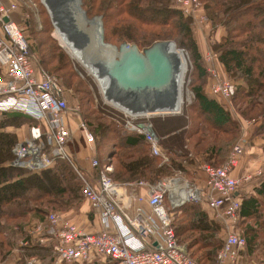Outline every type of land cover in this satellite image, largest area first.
I'll use <instances>...</instances> for the list:
<instances>
[{"label": "trees", "instance_id": "16d2710c", "mask_svg": "<svg viewBox=\"0 0 264 264\" xmlns=\"http://www.w3.org/2000/svg\"><path fill=\"white\" fill-rule=\"evenodd\" d=\"M202 1L205 3V9L212 24L223 26L226 30L220 54L223 66L231 76H236L235 73L239 72L244 79L243 84L234 86L233 99L235 102L245 105L241 109L243 116L257 114L256 119L254 118L256 122L254 134L264 137V27H259L256 24L257 21L264 20V0ZM81 2L90 17L102 16L104 42L117 46L127 42L137 44L141 50H144L142 49L143 43L150 42V46H152L159 41H172L175 45H182L190 50L195 60L194 71L197 70L198 75L206 76L207 71L201 65L202 54L196 37L193 36L191 24L181 10L176 7L175 0H81ZM31 11L26 9L27 18L21 17V23L26 26V30L29 32V36L25 31L24 35L30 44L31 52L36 56L41 67L51 74L54 72L47 69V66L53 61L57 60L60 64L59 69H66L70 64V56L52 35L54 27L49 13L45 10L48 27L43 26L42 30V32L48 33V38L46 41H39L36 37V28H39L40 22L36 21V16L33 10ZM246 12L248 14H245ZM241 14L248 16L246 17L247 21L237 23ZM256 17H260L259 20ZM41 23L43 22L41 21ZM115 38L118 39L119 44L111 41ZM1 74L2 69L0 68ZM193 91L197 101L195 105L202 118L218 130L231 135L237 132L236 121L219 98H210L199 85H195ZM92 100V97L89 96V101L92 102ZM80 111L79 113L83 116L81 118H84L83 120L95 136L94 145L99 143L97 147L99 156L100 142L108 136L115 139L114 147L117 151L110 156L112 162L115 159L119 162L117 173L114 166V171L110 174L115 181L125 183L132 179H146L156 182L162 172L172 170V168H184L182 162L172 159L171 152L174 153L172 147H164L170 156L171 163L162 162L158 166V160H162V158L152 154L149 142L144 135L137 132H124L123 126L119 127L116 122L104 124L98 118H95L94 121L88 120L86 115ZM1 115L5 119L0 120V259L4 261L11 258L15 252V264H29L30 259L37 260L34 264H39L46 260L50 253L53 255V244L51 241L40 244L39 239L28 234V228L33 227L37 222H44L56 203L66 205L82 201L76 209L83 206V202L86 201L81 192L83 182L74 165L61 158L56 159L51 167L29 174L17 171V168L8 165L13 157L14 144L19 140L18 134L9 131L8 126H19L28 119L35 120L21 112H4ZM182 122V118L170 121L167 123V129L178 127ZM153 127L159 136L154 123ZM156 127L159 130L165 129L158 123ZM197 132L193 131V133ZM175 135L170 136L172 137L170 140L182 136ZM193 146L199 148L198 143ZM223 151V146L221 147L218 143L212 144L205 152L206 157L202 158L205 161L203 163H210L214 166L221 165L227 158ZM176 153L182 154V151L176 149ZM76 163L80 168L79 163L77 161ZM109 163H111L110 160L103 163L100 160L101 167ZM203 176L206 180L204 173ZM43 183H47V188L43 186ZM254 191L253 194L244 196L239 192L236 194L241 202L238 224L245 227L241 235L246 238L247 246L252 249L260 245L257 239L264 233V180L255 187ZM203 199L208 205L206 198ZM43 203L48 204L43 205ZM201 203L203 202H188L174 208L173 215L182 216L183 219L176 222L173 216V226L179 241L187 244L192 257L196 258L191 247L197 245L203 250V255L196 259L201 264H204L202 262L204 258L210 260L212 264H216L218 251L224 242L221 237L223 227L210 217ZM82 216L87 217L91 222L94 219H99L101 222L99 213L89 204H85L82 213L72 220L79 223L80 219L78 218ZM99 230L89 229L91 232ZM237 231L239 232L238 229ZM188 233L191 234L188 235ZM185 234L188 236L185 237ZM19 239L22 240L21 243L18 242ZM26 240L29 241L28 244L22 245V242ZM100 258L108 259L113 262L112 264H118L110 257L101 255H94L89 261L78 260L74 264H102L97 262L101 260Z\"/></svg>", "mask_w": 264, "mask_h": 264}, {"label": "built area", "instance_id": "2783aa9c", "mask_svg": "<svg viewBox=\"0 0 264 264\" xmlns=\"http://www.w3.org/2000/svg\"><path fill=\"white\" fill-rule=\"evenodd\" d=\"M181 1L188 10L190 1ZM17 10V3L7 5L0 0V115L4 112L26 114L42 123L43 134L36 139H19L13 147L15 158L8 165L40 172L58 158L69 161L83 182L84 199L99 213L103 225L101 230L91 232L80 223L65 220L62 214L53 212L44 222L28 228V234L39 239L40 244L51 241L56 264L89 261L94 255L110 257L118 264H201L190 255L187 244L179 241L171 209L205 197L227 230L217 264H237L247 240L236 229L241 205L236 194L243 183L251 180V175L236 177L233 172L245 154L248 138L233 146L221 165H201L207 178L204 195L197 187L182 189L175 176L156 182L140 179L119 183L110 175L113 165L101 167L95 156L90 158L92 173H85L78 168L69 147L80 130L90 148L94 146L95 136L83 119L75 123L80 117L79 109L71 108L61 80L38 66L23 27L13 19ZM5 17L9 20L5 21ZM226 80L210 88L211 94L221 100L230 99L234 92V84ZM176 98L179 100L178 95L175 101ZM125 126L129 132L146 137L154 156L164 162L170 159L151 122L129 120ZM28 242L23 241L22 245ZM36 261L30 259L29 264Z\"/></svg>", "mask_w": 264, "mask_h": 264}, {"label": "rangeland", "instance_id": "374dc122", "mask_svg": "<svg viewBox=\"0 0 264 264\" xmlns=\"http://www.w3.org/2000/svg\"><path fill=\"white\" fill-rule=\"evenodd\" d=\"M2 1L7 5H10L13 2L17 3L18 10L14 14V18L17 21V23L24 28V31L27 36H29V32L26 30V26L23 23H21V19H22L21 17L27 18L26 9L28 11L33 10L34 15L36 16L35 17L36 21L40 22L39 28H36L37 39L39 41L47 40L48 33L42 32V30L44 29L43 26L48 27L47 15L45 13V10H47V12L49 13V17L51 19V23L54 27L52 35L58 40L59 44L65 48L66 46L62 43V39L59 34V28H58L59 25L56 20V16L54 15L53 12L54 10V11H58L59 18L62 19V21L65 20L63 22L65 26L69 25L68 27H70L71 28L70 30H72V32L74 33L72 34L73 37L79 39L78 36H76L77 34H79V36L82 37L81 39H86L88 42L90 37L87 35L90 34L91 35L90 39L94 40L93 35L89 30L92 27V24L91 23L85 24L84 22L79 21L78 18L75 17L77 16V10H76L77 6L83 11L87 21L93 22L94 17H96L95 15L91 17L90 15H88V13L81 4L82 3L81 0H50V1L49 0L47 1L46 0H2ZM186 1L187 2L190 1L188 10L184 7V3L181 0H175V5L181 10V12L185 15V17L189 20L191 24L194 33L193 36L196 37L199 50L202 54L201 65L204 66L207 71L206 76L198 75V71L197 70L194 71L195 60L190 50L188 48L183 47L182 45L180 46L174 45L173 43H170L173 46L171 45L168 46L171 48L173 53H175L174 58L176 57L178 63L177 65L171 63L172 67L169 65L168 68L170 69L171 72V78L169 80L170 82L168 84V87L163 90H160V92L157 88L152 92L148 90L147 94L128 91L130 98L120 94V91L116 89L113 90L108 88L107 91L108 90L109 91L106 93L101 87V83L97 79V77L93 73H91L89 69H87V67L83 65V63L80 60L75 58L70 53V51H68L67 48H65V50L70 56L69 66H67L66 69L65 68L59 69L60 64L56 60L48 64L47 69L54 72L52 74H54L61 80L64 88L67 91V98L71 108L79 109L78 114H80L79 111L81 110L80 112L85 114L88 120L94 121L95 118H98V120H101L102 123L104 124L106 123L110 124L111 122H116L119 125V127L123 126V128L122 127L121 128L123 129L124 132L125 131L129 132L125 126L126 121L130 120L134 122H146V121H149L151 123L153 122L161 138L162 146L166 148L172 147V149H174V153L171 152L172 159L175 161L178 160L179 162H182V165L184 167L179 169L172 168V170H167L165 172H162L159 179L163 177L165 178V177L175 176L179 179L178 182H180V186L182 189L188 191L191 189H196L197 187L198 189L201 190V193L204 195L207 188V182L206 180H204V176L202 174L203 172L201 171L200 167H201V163L205 162L202 159L206 157L205 152H207L208 148L212 144L218 143L221 147L223 146V150H224L223 152L226 156H228L232 147L235 146L237 143H239L243 138H249L250 135L256 136L254 134L255 131L254 127L256 126V122L254 121V118L256 119L257 114L247 117L243 116L241 109H243L245 105L244 104L241 105V103L235 102L233 96H231V98L227 100L219 99L221 103L224 105L225 109H227L232 114L234 120L236 121V124L238 125V130L237 132L233 133V135L229 134L228 132H223L221 130H218L217 128H214L211 124L207 122V120L202 118L201 115L199 114V109L195 105L197 101L195 99V94L193 91V87L195 85L202 86L205 93L210 98H215V96L212 95L211 92L209 91L214 83L222 79H228L226 81H229L231 84L233 83L235 86V85L243 84L244 79L242 78V75L239 72L235 73L236 76H231L229 73H227L225 67L223 66L220 60L221 47L224 42L223 37L226 35V30L224 29V27L214 26L212 24V21L207 13V10L205 9V3L202 0L201 1L186 0ZM47 2H50V4L54 7L53 10L51 9L52 6L51 5L49 6ZM40 4H42L43 6L42 5L40 6ZM245 14H248V12H246ZM246 17L248 16L241 14L237 19V23H244L245 21H247ZM263 17H264V13H263ZM259 18L256 17L257 20H259ZM41 21L43 23H41ZM256 24L259 27H264V20H262L261 22L257 21ZM41 27L43 28L40 29ZM73 37H71L72 40L75 39ZM117 40L118 39L115 38L111 41H115V43L119 44ZM150 44H151L150 42L143 43L142 49L149 47ZM93 51H94V47H93ZM172 51H170V53ZM177 52L181 54L182 59L181 58H179V60L177 59V55H178ZM88 53H89L88 57L90 58L89 60L92 59L98 65L96 66L97 69L105 76H107L101 70L100 65L96 62V59L89 52V49H88ZM167 55L169 57V62H171L170 60L171 54H167ZM37 64L38 66L41 67L38 61ZM181 71L182 73H180ZM176 77L178 81L175 83L173 79H175ZM173 83H175V86H172ZM111 85L113 86V84ZM124 91L127 92V90ZM176 95H179L178 101L180 102V107L175 110L172 109L169 113L163 115L138 117L132 115L133 114L132 111H130L131 114H129L128 112H126L121 108V106L123 105L124 107H128L126 104L131 103V105H136L141 111L143 110V108L149 109L157 105L159 102H164L163 104L176 102L175 101ZM89 96L92 97L93 99L92 102L89 101ZM140 111H136V112L138 113ZM126 115L136 119L132 120ZM81 117H83L82 114H80V117L75 119V123H79V121L82 120ZM181 118L183 119V122L179 124L178 127L167 129L168 122L173 120H179ZM3 119H5V117L1 115L0 120ZM155 123L156 124L158 123L160 127L161 126L165 127V129L159 130L156 127ZM9 128L16 130L15 132L19 135L18 139L20 140H27L29 138L36 139L38 138V136H41L43 134V125L42 123H39L37 120L33 121L28 119L27 121L22 122V124L19 126L10 125L8 126L7 129L9 130ZM193 131H198V132L193 133ZM79 132L75 133L74 141L73 140L71 141L72 142L71 147L79 155L84 153H86L87 155L88 146L85 144L82 131L80 130ZM175 134L182 136H177L178 139L173 138L170 140V138H172L170 136H173ZM195 143L199 144V148H194L193 144ZM98 144L99 143H96V145L92 147V150L90 149L91 155L97 157L98 159L100 157L99 160H101L102 163L106 161L108 162L110 160L113 167L115 166L117 173V170L119 168V162L117 159L113 160L112 162L110 157L117 151L116 148L114 147L115 139L108 136L105 137L104 140L100 142V156L97 154ZM176 149L178 150L180 149L182 151V154H177V153L175 154ZM246 151L247 149L245 148V152ZM12 154H13L12 159H14L15 158L14 152H12ZM242 156L240 160L242 159ZM73 158L75 163L76 161L78 162L76 157ZM169 160L166 162L171 163ZM162 162L164 161L158 160V164H159L158 166H160ZM17 171L23 172L25 174H29L32 172L31 170L25 168H17ZM247 174L251 175L252 178V174L250 173ZM43 186L47 188V183H43ZM201 201L203 202L201 203V205L208 212L210 217L215 221L219 222L213 210L206 204V201L204 199H202ZM80 202L82 201L79 202L76 201L75 203L66 204V205L64 204L62 205L61 203H56V205L53 204L55 207L51 208L53 210L50 211L49 213L57 212L59 214H62L65 220H72V219L75 220L76 217H78L79 214L82 213V208H84L85 204H87V202L84 201L83 206L81 205L79 209H76V207L79 206ZM167 203L170 206L168 200ZM44 204L45 203H43V205ZM172 210L173 208L171 209V211ZM173 216L176 222H179L180 220L183 219L182 216L180 217H178L177 215H173ZM238 225H237V229L239 230L240 234H242L245 227L241 224ZM189 234L191 233H188V235ZM188 235L185 234L184 236L186 237ZM226 236H227V230L223 229L221 233V237L223 241L225 240ZM21 241L22 240L20 239L18 240L19 243H21ZM257 241L260 243V245L255 246V249H252L246 245L245 248L241 250V256L237 264H264V233L257 239ZM191 251L196 258L203 255V250H201L200 247H198L197 245L191 247ZM15 255L16 254L14 252L11 258H7L4 261L0 259V264H15L16 263ZM54 258H55L54 253L53 255L52 253H50V255L46 258V260L40 262L39 264H56L54 263L55 261ZM97 262H100L102 264L113 263L108 259H101ZM202 262L204 264L211 263L210 260H206V258H204ZM74 263L75 262H68V263L65 262L64 264H74Z\"/></svg>", "mask_w": 264, "mask_h": 264}, {"label": "water", "instance_id": "95a60500", "mask_svg": "<svg viewBox=\"0 0 264 264\" xmlns=\"http://www.w3.org/2000/svg\"><path fill=\"white\" fill-rule=\"evenodd\" d=\"M8 20L5 17V21ZM95 20L101 24L102 42L109 47L110 53L98 48H94L93 53L102 58L107 70L123 89L140 92L168 87L170 62L164 47L171 41H159L144 50H140L137 44L127 42L120 46L109 44L104 42L102 16L94 17Z\"/></svg>", "mask_w": 264, "mask_h": 264}, {"label": "bare ground", "instance_id": "6f19581e", "mask_svg": "<svg viewBox=\"0 0 264 264\" xmlns=\"http://www.w3.org/2000/svg\"><path fill=\"white\" fill-rule=\"evenodd\" d=\"M47 4L49 6L51 5L50 2H47ZM76 6H75V8H76ZM51 9L53 10L54 7L52 6ZM76 10H77V16H75V17L78 18L79 21H82L85 24L86 23H91L92 24V27L89 30L91 31L94 40L92 41L89 38V41L87 42L86 39H81L82 37H80L79 34L76 35V36H78L79 39H77L76 37H73L72 34H74V33L72 32V30H70L71 28L68 27L69 25L65 26V24L63 23L65 20L62 21V19L59 18L58 11H54L53 10L54 15L56 16V20H57L58 25H59L58 28H59V34H60L61 39H62V43L66 46L65 48H67L68 51H70V53L75 58H77L78 60H80L83 63V65H85L87 67V69H89V71L91 73H93L97 77V79L101 83V87L103 88V90L106 93L109 91V90L107 91L108 88L113 89V90L116 89V90L120 91V94H122V95H124L126 97H129L128 91L125 92L124 90H126V89H123L114 80V78L112 77L111 73L107 70L106 66L104 65V63L102 61V58H100L99 56H96L93 53V47L94 48H98V49H102L105 52L107 51L108 53H110V51L108 50L109 47L107 45L103 44V42H102L101 24L98 21H96V20L93 21V22L87 21L86 18H85L84 13L81 11L80 8H78V6H77ZM61 18H62V16H61ZM71 19H74V18H71ZM69 32H71V33H69ZM87 36L91 37L90 34H88ZM71 37H73L75 39L72 40ZM168 45H171V46H173V45L169 43L164 48L166 50V53L167 54H171V56H170V60H171L170 66L172 67V64L171 63H173L174 65L175 64L177 65L178 62L176 60V57L174 58L175 53H173V51L171 50V48ZM88 49H89V52L92 54V56L96 59V62L100 65L101 70L108 77L105 76L103 73H101L97 69L96 66H98V65L92 59L89 60L90 58L88 57V54H89L88 53ZM170 51H172V52L170 53ZM177 54H178L177 55V59L178 60H179V58L182 59L181 54L179 52H177ZM180 65H181V63H180ZM180 73H182V71ZM172 74H173V72H172ZM173 80H174L175 83L178 81L177 80V77L175 79H173ZM110 83L113 84V86ZM175 83H173L172 86H175ZM173 89H174V87H173ZM147 91L148 90H142V91H140V93L141 94H147ZM151 92H152V90H151ZM159 92H160V90H159ZM175 97H177V95ZM177 100L178 99L176 98V102H173L175 104H173V103L163 104L164 102H159L157 105H155V106H153V107H151L149 109L143 108V110H141V111H140V109L136 105H131V103L130 104L129 103L126 104L128 107H124V105H123V106H121V108L123 110H125L126 112H128L129 114H131L130 111H132V113H133L132 115H134V116H138V117L146 116V117H149V116H153V115H163V114L169 113L172 109L173 110L178 109L180 107V102L177 101ZM159 109H161V110L159 111ZM136 111H140V112L137 113Z\"/></svg>", "mask_w": 264, "mask_h": 264}, {"label": "crops", "instance_id": "0c3cea01", "mask_svg": "<svg viewBox=\"0 0 264 264\" xmlns=\"http://www.w3.org/2000/svg\"><path fill=\"white\" fill-rule=\"evenodd\" d=\"M14 14H13V19L15 20ZM160 110L161 109H159V111ZM10 128L9 131H13V132L16 131L15 129H10ZM90 149L91 148L88 146L87 155L86 153L79 155L76 151L72 149L71 146L69 147V150L71 151L73 157L77 158L79 167L89 175L90 173H92V168L90 166V160H91L90 158L92 155L90 153ZM246 149H247L246 153L242 156L239 165L235 168L233 172L234 176L236 177H240L247 173L252 174L251 180L243 183L239 188V194L242 196L253 194L255 192L254 191L255 187L264 180V137L259 135L256 136L250 135L247 141ZM78 219H80L78 220L79 223L87 227L88 230L89 229L99 230L100 228L101 229L103 228V225L99 221V219H94L93 222H91L87 217L84 216Z\"/></svg>", "mask_w": 264, "mask_h": 264}]
</instances>
